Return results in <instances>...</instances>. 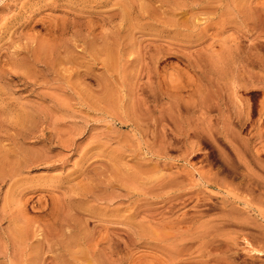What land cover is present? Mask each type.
I'll return each instance as SVG.
<instances>
[{
  "label": "rangeland",
  "instance_id": "rangeland-1",
  "mask_svg": "<svg viewBox=\"0 0 264 264\" xmlns=\"http://www.w3.org/2000/svg\"><path fill=\"white\" fill-rule=\"evenodd\" d=\"M0 264H264V0H0Z\"/></svg>",
  "mask_w": 264,
  "mask_h": 264
},
{
  "label": "bare ground",
  "instance_id": "bare-ground-1",
  "mask_svg": "<svg viewBox=\"0 0 264 264\" xmlns=\"http://www.w3.org/2000/svg\"><path fill=\"white\" fill-rule=\"evenodd\" d=\"M231 216V215H230ZM233 220V219H232ZM164 231V230H163ZM179 242H181V241H179Z\"/></svg>",
  "mask_w": 264,
  "mask_h": 264
}]
</instances>
